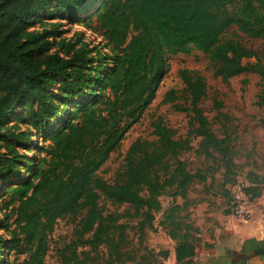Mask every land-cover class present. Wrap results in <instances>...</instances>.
Masks as SVG:
<instances>
[{"label": "trees", "instance_id": "1", "mask_svg": "<svg viewBox=\"0 0 264 264\" xmlns=\"http://www.w3.org/2000/svg\"><path fill=\"white\" fill-rule=\"evenodd\" d=\"M53 18L78 19L99 40L87 41L83 32L62 36L61 22L46 25ZM233 25L264 39V0H0V264H44L59 219H70L75 229L55 264L134 262L129 223L136 221L142 237L158 212L174 241L175 264H195L194 228L179 213L192 183L206 176L182 154L200 137L195 151L220 161L224 182L235 166L229 137L212 130L200 106L207 96L200 73L180 68L183 88L162 99L190 113L185 136L157 117L154 138L131 143L112 182L98 171L155 99L167 56L200 51L225 82L257 73L264 93L260 53L222 38ZM252 57L256 62H244ZM247 178L243 191L253 201L264 176ZM164 194L172 200L167 208ZM102 197L126 207L106 210Z\"/></svg>", "mask_w": 264, "mask_h": 264}, {"label": "rangeland", "instance_id": "2", "mask_svg": "<svg viewBox=\"0 0 264 264\" xmlns=\"http://www.w3.org/2000/svg\"><path fill=\"white\" fill-rule=\"evenodd\" d=\"M46 22L47 26L51 22H61L62 36L67 38L72 37L75 32H83L87 41L97 43L99 40L98 36L79 23L78 19L70 21L53 18L46 19ZM34 28L40 29L41 25L36 23ZM222 38L224 40L235 38L243 45L257 50L262 56V64H264V39L250 38L234 25L223 34ZM246 61L256 62V58L244 59V62ZM165 68L155 99L147 107L140 120L129 129L120 147L111 154L107 162L98 171V175L108 182H112L116 172L122 170L124 166V157L131 143L137 138H154L151 122L157 117L162 118L166 125L173 128L177 136H185L190 126V113L178 111L173 107V103H163L162 99L167 90L174 89L179 93L183 88L184 84L178 74L180 68H187L190 71L200 73L204 77L207 91V96L200 106L210 121L212 130L219 137H229L232 159L235 164L228 177V182H224L225 169L221 166L220 161L205 158L203 154L195 151L200 137L193 138V149L182 154V158L187 161L192 171L199 168L206 176L205 181L196 179L192 183L188 191L186 205L179 213L185 221L191 222L194 228L195 244L200 246L202 244L201 233L208 223L214 219L212 225L220 226V222L217 220L219 215L232 223L241 219L230 213V204L233 201L234 192L249 184L248 174L254 172L264 176V106L259 104V97H264L263 83L257 73L246 72L233 76L225 82L214 75V65L208 59L207 54L194 49L186 54L178 53L167 56ZM215 100L222 103L220 109L215 108ZM182 101L179 100L178 102ZM9 122L13 123L14 121L10 118ZM21 151L25 152L26 149ZM26 153L33 154L32 151H26ZM260 197L264 203V184ZM261 199L258 198L256 201ZM160 200L163 208H167L172 203L168 194L162 195ZM184 201L179 197L176 199L178 204H183ZM100 204L106 210L111 211H122L126 207V205L118 207L103 197L100 199ZM250 207L249 203V209ZM248 218L249 216L244 220ZM200 219L203 222L202 225ZM160 220L161 212H158L153 228L146 229L142 237L139 236L138 230L133 227L136 221L129 223L128 238L130 242L128 248L135 253L136 259L134 262L130 261L123 264H163V261L167 260V258L159 255V252L163 250L170 252L174 248V241L170 239L167 231L160 225ZM74 229L75 224L70 219L57 221L49 238L50 247L44 264H55L58 261V249L72 239ZM211 229L212 232H215V227ZM3 233L4 231L0 230V234ZM103 251L101 249L100 254Z\"/></svg>", "mask_w": 264, "mask_h": 264}, {"label": "crops", "instance_id": "3", "mask_svg": "<svg viewBox=\"0 0 264 264\" xmlns=\"http://www.w3.org/2000/svg\"><path fill=\"white\" fill-rule=\"evenodd\" d=\"M258 198L250 201L248 219L232 223L219 215L221 227L212 225L214 219L208 223L201 233L202 244L196 245L195 264H264V251L255 253L264 248V203ZM163 264H175L174 248Z\"/></svg>", "mask_w": 264, "mask_h": 264}, {"label": "built area", "instance_id": "4", "mask_svg": "<svg viewBox=\"0 0 264 264\" xmlns=\"http://www.w3.org/2000/svg\"><path fill=\"white\" fill-rule=\"evenodd\" d=\"M249 197L243 189L239 188L236 192L233 194V201L230 204V213L241 219H245L247 216H249Z\"/></svg>", "mask_w": 264, "mask_h": 264}, {"label": "water", "instance_id": "5", "mask_svg": "<svg viewBox=\"0 0 264 264\" xmlns=\"http://www.w3.org/2000/svg\"><path fill=\"white\" fill-rule=\"evenodd\" d=\"M227 264H229V263H227Z\"/></svg>", "mask_w": 264, "mask_h": 264}]
</instances>
